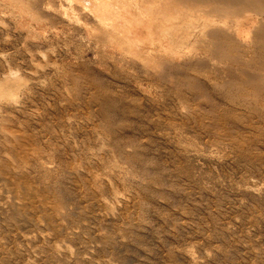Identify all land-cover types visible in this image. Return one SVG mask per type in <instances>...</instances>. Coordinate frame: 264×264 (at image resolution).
<instances>
[{"label": "rangeland", "instance_id": "rangeland-1", "mask_svg": "<svg viewBox=\"0 0 264 264\" xmlns=\"http://www.w3.org/2000/svg\"><path fill=\"white\" fill-rule=\"evenodd\" d=\"M7 15L0 14L8 24L0 25V72L5 59L25 86L0 108V264H264L263 119L254 117L262 123L254 128L238 122L245 143H230L204 126L202 99L204 109L181 113L170 90L147 95L110 59L93 57L80 31L39 29L42 42L33 41ZM215 107L231 128L225 106ZM122 164L132 170L120 171Z\"/></svg>", "mask_w": 264, "mask_h": 264}, {"label": "bare ground", "instance_id": "bare-ground-1", "mask_svg": "<svg viewBox=\"0 0 264 264\" xmlns=\"http://www.w3.org/2000/svg\"><path fill=\"white\" fill-rule=\"evenodd\" d=\"M52 9H53V11H51ZM5 13H7L10 16V18H12L15 21V27L16 28H18V29L20 28L21 30L27 29V34L25 36L26 37L27 36L32 37L31 39L34 38L33 41L39 37L40 30L44 31L45 35H46V32H49V33L52 32L55 35H58L59 33L65 34L68 31L73 36H75L74 34L76 32L80 31V33H83V37L85 38L83 41L86 42V47H87L86 50L87 51L91 50L90 52H92L93 57L99 58V57L105 56L108 59H110V62L113 66L118 67L126 75H129V76L132 75L134 77V81L137 83V88L140 89L143 93H145L147 95L162 93L163 91H165L167 89L170 90L171 92H173V94L176 97L177 108L180 110L181 113L189 114L191 109H193L192 111H193V113H195L194 111H196L198 109H201V108L204 109L205 106H203V104L200 102V99H202L204 101L203 103H206L208 105L207 107L209 108L208 109V115L209 116L204 117L205 121L207 120L206 123L203 122V123H205L204 126H206L207 129L209 128L208 130H212L213 132H215V134H217V136H219L220 138L227 139L230 143H236V144L238 143L239 144L240 142L245 141V140L241 141L238 137L240 135L238 133L240 131L239 130L240 128L238 129V126H237L238 122H241V123L246 124V125L249 124V126L251 127V125L254 123H255V125L257 123L260 124V121L254 120L255 119L254 117H256V116L258 117L259 120L263 119L262 121H264V0H0L1 17H3V15ZM2 24L3 23L0 20L1 26H3L5 23L3 25ZM13 24H14V22H13ZM7 25L5 24L4 26H7ZM8 28H10V26H8ZM8 28H5V29L7 30ZM37 29L38 30L40 29V30L34 31ZM32 30L34 32H32ZM0 32H2V31L0 30ZM55 35H53V36H55ZM6 37H7V35H6ZM83 37H82V39H83ZM64 38H66V37H64ZM7 39H8V37H7ZM80 40L81 39L79 38V41ZM3 41L5 42V39ZM39 41H41V39H39ZM8 42L11 43V41H9V40H8ZM64 44L65 43H63V45ZM21 46H22V44H21ZM78 48L81 49L80 47H78ZM51 49H53V48H51ZM45 50H46V52H48L47 49H45ZM53 50H55V49H53ZM87 51H85V52H87ZM47 54L44 55L45 57H44V59H42L43 62L46 61V59H45L46 56L51 54V52L48 55ZM27 55H29V54H27ZM41 55L43 56V54H41ZM83 55H85V54H83ZM30 57H32V55ZM4 58H6V57H4ZM49 58H50V55H49ZM32 59H33V57H32ZM26 60L28 61V58ZM29 60H31V59H29ZM4 62H6L5 65H6L7 69L6 70L4 69L0 72V108L4 107V106L1 107L2 104L3 105H4V103L7 104V101L10 98L14 97V96H11L12 91H17L18 89L22 90L21 87L25 86V83H23L19 80L20 75H19V77L17 76V78L13 77V74L11 73V70H12L11 66L12 65L9 66L8 65L9 63L5 59H4ZM30 62H32L33 66L35 65V63H33V60ZM47 64L45 63L44 65L43 64L42 65L44 67ZM27 65H29V64L27 63ZM16 66H17V64H16ZM37 66L41 67V64L40 63L38 64V62H37ZM51 66L52 67L57 66V68L59 67L58 65H54V63ZM51 66H50V68H51ZM46 68L48 69L49 67H46ZM46 68L44 67V70ZM26 69H27V67H26ZM73 70L74 69L72 67H68V69H66L64 71H66L65 72V73H67L66 75L69 76V74H71V77H73L72 75L75 73V72L73 73ZM20 71H22V70H20ZM57 71H58V69H57ZM33 72H35V71H33ZM33 72H31L32 75H34ZM16 74H18V73H16ZM16 74L14 73V75H16ZM36 74H37V72L35 73V75ZM92 74H94V73H92ZM53 75H55V74H53ZM38 76H37V78H38ZM71 77H70V79H71ZM21 78H23V76H21ZM57 78L58 77L56 76V79ZM75 78H77V77H75ZM44 79H43V81H44ZM61 80H63V79H61ZM66 80H68V79H66ZM32 82H34V81H31V83ZM36 82H37V80H36ZM41 82H40V84H41ZM65 82L67 83V81H65ZM80 82H81V80H80ZM42 84H44V83H42ZM53 84H55V83H53ZM51 86H52V84H51ZM41 87L42 86H40V88ZM97 87H96V89H97ZM127 87H128V85H127ZM183 87L188 88V90L190 92V97H191L190 99L187 96L188 94L185 95L182 92ZM27 90H28V88H27ZM90 90L92 91V89H89V91ZM117 90H118V88H117ZM120 91H121V89H120ZM123 91H124V89H123ZM128 92H129V90H128ZM211 93H213L215 96H213ZM75 94H76V92H75ZM115 94H114V96H116ZM16 95H19V94H16ZM67 95L69 96L70 94L67 93ZM110 95L112 96L113 93ZM120 95H121V93H120ZM128 95L129 94L127 93L126 96H128ZM160 95H162V94H160ZM64 96H66V95H64ZM74 96H77V95H74ZM80 96H81V94H80ZM100 96H103V95H100ZM94 97H95V95H94ZM94 97L92 100L94 101V99H95V101H96V98H94ZM170 97H171V95H170ZM73 98L74 97H72V101H75L77 99L75 97V99L73 100ZM12 99H11V101H12ZM98 99H99V97H98ZM98 99H97V101H98ZM15 100L18 101L17 99H15ZM196 100H198V101H196ZM101 101H100V104H102ZM76 102H79V101L76 100ZM8 103L11 104V102H8ZM89 103H90V101H89ZM220 103L225 106V107H223V110H222L223 115L226 116V118L229 121H231L232 126H233L232 127L230 125L231 124L230 123L229 125L231 126V128H229V126L227 124L226 125L228 127L227 128H226V126L224 127L221 124V121L219 119L220 117L218 115H215L216 113H214V109L216 108L215 104H220ZM68 104H69V102H68ZM60 105H61V103H60ZM105 105H106V103H105ZM100 108H102V107H100ZM226 109H227V111H226ZM0 111H1V109H0ZM217 111H218V109H217ZM107 112H109V111H107ZM107 112H105L104 114H107ZM101 113H103V112H101ZM136 113H137V111H136ZM136 113H134V114H136ZM143 113H145V112H143ZM110 114L113 115L114 113H110ZM110 114L108 116H110ZM0 116H1V114H0ZM169 116H170V114H169ZM174 116H175V114H174ZM193 116L195 117V115H193ZM197 116L199 118V115H197ZM87 117H89V116H87ZM158 117H159V115H158ZM181 117H182V114H181ZM97 118L99 120V117H97ZM8 119H9V117H8ZM81 119L82 118H80V120ZM89 119H91V118H89ZM89 119L87 121H89ZM5 120H6V117H5ZM94 120L95 119H92V122ZM184 120H185V118H184ZM175 121H177V120H175ZM80 122H82V121H80ZM85 122L86 121H84V123ZM90 123H91V121H90ZM110 123H108V124H110ZM184 123L185 122H183V124ZM102 124H104V122H102ZM111 124H113V122ZM111 124L109 126H111ZM200 124H201V122H200ZM188 125H190V124H188ZM104 126H105V124H104ZM262 126H264V125H262ZM253 128H254V126H253ZM103 132H104V130H103ZM177 132L175 131L174 133L178 134L179 132L178 133ZM120 133H121V131H120ZM100 134L101 133H99V135ZM103 134H101V136ZM106 134H108V131L106 132ZM115 134L116 133L114 132V135ZM176 134H174V135H176ZM237 134H239V135L237 136ZM22 135H24V134H22ZM10 136H11V134H10ZM15 136H17V135H15ZM101 136H100V139H101ZM103 136H105V135H103ZM214 136H216V135H214ZM109 137H110V135H109ZM116 137H118V139L120 137L122 138V136L119 137L118 135ZM112 138H114V136H112ZM242 138H244V137H242ZM248 139H250V138H248ZM9 143H10V141H9ZM20 143H23V142L20 141ZM11 145H9V146H11ZM12 146H14V145H12ZM218 146H219V144H218ZM234 147H235V145H234ZM3 148H4V146H3ZM106 148H108V147H106ZM246 148H247V146H246ZM247 149L251 150L250 148H247ZM21 150H23V148ZM204 150H206V149H204ZM257 150H259V149H257ZM15 151H17V150L15 149ZM120 151H122V150H120ZM34 152H36V151H34ZM122 152H121V154H122ZM31 153H33V152H31ZM114 154H116V153H114ZM124 157L126 158V156H124ZM22 159H23V157H22ZM127 161H126V163L130 162L128 159H127ZM12 164H13V162H12ZM122 165L119 167L121 169L120 171H129L131 168L130 167L128 170V168L126 167L127 165H124V164H122ZM128 166H129V164H128ZM130 166H131V163H130ZM24 168H26V167H24ZM74 168L75 169H73V170H76V167H74ZM15 169H17V168H15ZM15 169H13V171ZM117 169H118V167H117ZM131 170H132V168H131ZM129 174H131V173H129ZM95 176H96V180H97V175H95ZM82 177H84V176H82ZM15 178H17V177L15 176ZM101 179L102 178H100V180ZM119 179H122V178H119ZM94 181H95V177H94ZM124 181H125V179H124ZM43 182H44V180H43ZM53 182H54V180H53ZM5 183H7V182H5ZM7 185H9V184H7ZM28 186H30V185H28ZM39 187H40V185H39ZM18 189H17V191H18ZM21 191H23V190H21ZM115 192H113V193H115ZM17 194H20V193H17ZM36 197H38V196H36ZM15 201L17 203H20L17 200H15ZM23 202H21V203H23ZM39 203H41V201ZM62 212H64V211H62ZM67 250H69V249H67ZM70 252H72V251H70Z\"/></svg>", "mask_w": 264, "mask_h": 264}]
</instances>
